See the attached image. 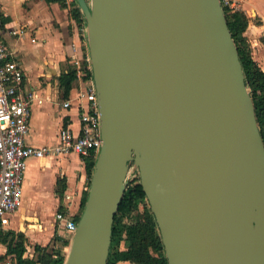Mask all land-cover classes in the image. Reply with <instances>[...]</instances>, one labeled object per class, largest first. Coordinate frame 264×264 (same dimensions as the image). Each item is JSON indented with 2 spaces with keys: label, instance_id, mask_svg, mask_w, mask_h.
Segmentation results:
<instances>
[{
  "label": "water",
  "instance_id": "water-1",
  "mask_svg": "<svg viewBox=\"0 0 264 264\" xmlns=\"http://www.w3.org/2000/svg\"><path fill=\"white\" fill-rule=\"evenodd\" d=\"M102 144L64 264H107L132 167L168 264H264V142L219 0H75Z\"/></svg>",
  "mask_w": 264,
  "mask_h": 264
},
{
  "label": "crops",
  "instance_id": "crops-1",
  "mask_svg": "<svg viewBox=\"0 0 264 264\" xmlns=\"http://www.w3.org/2000/svg\"><path fill=\"white\" fill-rule=\"evenodd\" d=\"M244 12L253 15L254 21L259 22L257 27L253 21L250 22L249 28L256 27L260 34L257 35L252 29L253 36L249 38V43L252 49L257 47L258 53H261L264 0L247 1ZM0 22V40L13 52L24 74L22 90L36 93L43 100L32 107L25 142L35 147L54 146L63 126H70L76 133L81 127V108L76 97L91 81L77 78L69 97L64 98L59 78L70 67L68 57L73 42L81 45L83 55L88 54L85 23L78 28L70 17L69 8L44 0H0ZM18 30L25 33L20 36L10 34V31ZM253 59L264 69V54ZM64 100H71L70 108L62 106ZM88 184L83 158L76 154L29 158L24 172L21 205L0 222L2 230L23 233L27 239L26 252L29 250L28 243L34 246L48 245L55 235L62 236L55 214L62 207V211L72 217L77 216ZM0 264H16L1 243Z\"/></svg>",
  "mask_w": 264,
  "mask_h": 264
},
{
  "label": "built area",
  "instance_id": "built-area-1",
  "mask_svg": "<svg viewBox=\"0 0 264 264\" xmlns=\"http://www.w3.org/2000/svg\"><path fill=\"white\" fill-rule=\"evenodd\" d=\"M73 0H65L70 4ZM224 12H244V4L249 0H219ZM2 24L0 22V31ZM24 30L10 31L12 36H20ZM77 78L83 80L84 62L90 64L88 54L83 55L81 45L73 42L68 57ZM24 74L13 52L0 40V222L14 213L21 205L26 162L29 158L66 157L76 154L81 158L97 156L101 140V123L96 90L92 81L77 93L81 108L80 130L76 133L70 126H63L54 146L35 147L27 145L25 137L29 132V118L34 104H41L42 98L33 92H25L21 85ZM71 100H64L67 109ZM129 182L138 179V173L130 167ZM57 225L67 234L70 241L76 231L77 221L64 211L55 214Z\"/></svg>",
  "mask_w": 264,
  "mask_h": 264
},
{
  "label": "trees",
  "instance_id": "trees-1",
  "mask_svg": "<svg viewBox=\"0 0 264 264\" xmlns=\"http://www.w3.org/2000/svg\"><path fill=\"white\" fill-rule=\"evenodd\" d=\"M44 1L60 3L63 7L69 8L70 17L76 22L78 28L85 23L84 16L75 0L70 4H67L65 0ZM225 14L228 28L238 49L246 86L254 103L258 127L264 142V70L254 61L246 34L251 18L243 11L229 13L225 9ZM82 73V79L90 81L92 71L89 63L84 62ZM76 80V70L70 65L67 73L62 74L59 78L64 98L69 97ZM95 159V155L83 158L88 183H90ZM87 193L88 191L84 193L81 201V210L84 207ZM59 211H62V207ZM73 219L78 222L79 216H75ZM125 220L129 222L126 223ZM52 241V246L35 245V258H28L25 256L27 239L24 234L13 231L5 232L2 230L0 223V243L6 246V254L12 256L16 264H64L66 255L63 249L69 246V237L55 235ZM121 242L126 243V248L123 250L120 249ZM119 262L168 264L159 229L150 210L146 195L139 183V178L128 183L114 219L107 264H117Z\"/></svg>",
  "mask_w": 264,
  "mask_h": 264
},
{
  "label": "rangeland",
  "instance_id": "rangeland-1",
  "mask_svg": "<svg viewBox=\"0 0 264 264\" xmlns=\"http://www.w3.org/2000/svg\"><path fill=\"white\" fill-rule=\"evenodd\" d=\"M249 18H251V21H253L254 22V24H255V26L257 27V24H259L258 23V20L256 21H254V16L253 15H247ZM256 27H248V29H247V32H246V34H247V37H248V40H249V38H251L253 35V33H252V29H254V32L257 34V35H259L260 33H259V31H256L257 29H256ZM260 39H261V42H262V45H261V47H260V49H261V53H258V50H257V47H255L254 49H252V46H251V53H252V56H253V58H258V56H259V54H264V35H261L260 36ZM256 50V51H255ZM255 51V52H254ZM87 52H88V49H87ZM254 53V54H253ZM89 55V54H88ZM258 62V61H257ZM259 63V62H258ZM262 69V68H261ZM262 70H264V69H262ZM130 172H131V169L129 168V170H128V174H130ZM83 210V209H82ZM82 210L80 209V211H79V213L77 214V216H80L81 215V212H82ZM125 222L126 223H128L129 221L128 220H125ZM56 228V227H55ZM57 229V228H56ZM58 230V229H57ZM62 231V230H61ZM61 235L63 236V237H65V236H67V234L66 233H64L63 231H62V233H61ZM49 246H52L53 245V241H51L49 244H48ZM28 246H29V250L27 249V252H26V257H28V258H35V256H36V254H35V252H34V245L33 244H29L28 243ZM47 246V245H46ZM126 248V243H124V242H121V244H120V249L121 250H123V249H125ZM68 249H69V246L67 247V248H64L63 249V252L65 253V255L67 254V252H68ZM117 264H130L129 262H119V263H117Z\"/></svg>",
  "mask_w": 264,
  "mask_h": 264
}]
</instances>
